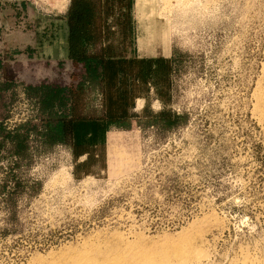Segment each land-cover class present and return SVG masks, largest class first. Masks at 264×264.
Returning <instances> with one entry per match:
<instances>
[{
    "label": "rangeland",
    "instance_id": "obj_1",
    "mask_svg": "<svg viewBox=\"0 0 264 264\" xmlns=\"http://www.w3.org/2000/svg\"><path fill=\"white\" fill-rule=\"evenodd\" d=\"M15 1L3 6L19 28L2 34L17 48L25 29L42 32L34 9L54 4ZM139 9V36L157 31L153 56L172 59L168 100L149 92V110L171 121L109 124L87 174L41 122L69 114L71 64L38 50L1 67L13 90L0 92V264H264V0ZM100 102L87 92L77 111L98 116ZM26 120L36 128L4 139Z\"/></svg>",
    "mask_w": 264,
    "mask_h": 264
},
{
    "label": "trees",
    "instance_id": "obj_2",
    "mask_svg": "<svg viewBox=\"0 0 264 264\" xmlns=\"http://www.w3.org/2000/svg\"><path fill=\"white\" fill-rule=\"evenodd\" d=\"M123 0H70L67 10L66 43L68 59L72 66L71 80L67 92L69 94V117L41 120L51 141L56 144L68 143L74 159V174L83 171L88 173L89 167L98 163L102 157V146L106 141L107 126L127 121L149 120L170 122L171 115L162 111L152 116L149 110V92L155 90V98L165 101L162 88H168L172 72L171 62L164 58L137 59L127 58L126 52L132 44L131 21L128 13H116ZM125 2V1H124ZM28 58L32 54L24 53ZM18 55L14 54L10 57ZM83 71L78 79L77 66ZM2 63L0 60V70ZM13 83L1 80L0 92L8 88L11 92ZM25 91L31 90L25 87ZM100 94V111L98 116L88 117L78 113L82 96L87 92ZM136 97H142L145 105L141 113L133 111ZM168 100V97H167ZM35 129L31 123L20 124L5 138H19L20 131L26 128ZM0 121V132L4 131ZM20 133V134H19ZM24 132L22 135H26ZM27 140V139H26ZM21 141V140H20ZM25 140L22 139V142ZM22 147L24 148V144ZM99 151V153H98ZM84 158L79 161L80 158ZM79 161V162H78ZM14 186L16 179L11 175Z\"/></svg>",
    "mask_w": 264,
    "mask_h": 264
},
{
    "label": "crops",
    "instance_id": "obj_3",
    "mask_svg": "<svg viewBox=\"0 0 264 264\" xmlns=\"http://www.w3.org/2000/svg\"><path fill=\"white\" fill-rule=\"evenodd\" d=\"M14 0H0V10L3 12V15H6V25L8 28L7 34L15 33L19 26H15L13 20V12L10 6H5L3 3H13ZM18 1V0H16ZM15 1V2H16ZM23 2V0H20ZM125 1V2H124ZM144 0H123V2L117 7L116 13H128L131 21V37L132 44L126 52L127 58H137V59H155V58H164L169 60L172 63V59L169 56L165 55H155L156 50L158 49L159 41L157 31H153L151 34L152 42L150 44L144 43V37L139 36L138 32V12L140 10L141 4ZM70 0H53L54 7L45 8V10L38 11L34 9L35 12L32 14L33 19L30 23H33L34 30L42 29V32L38 31L39 35L30 33V30L26 32L22 31L18 42V47H13V44H10L9 41H6L2 34V41L0 42V55L8 56L18 54V53H29L36 57L38 50L45 58L51 59H68L67 53V43H66V21H67V10ZM126 3H128L129 10L126 11ZM146 3V2H145ZM44 9V8H43ZM12 16V17H11ZM30 25V24H29ZM29 27V26H28ZM21 28V27H20ZM34 43V45H33ZM146 46V47H144ZM50 53V55L48 53ZM41 56V57H43ZM14 57V56H13ZM67 61V60H66ZM68 62V61H67ZM152 93V91H151ZM145 100L142 97H136L133 103V111L135 113H141L143 103ZM143 106V107H142ZM71 111L68 115L64 117H69ZM142 121V120H138Z\"/></svg>",
    "mask_w": 264,
    "mask_h": 264
},
{
    "label": "built area",
    "instance_id": "obj_4",
    "mask_svg": "<svg viewBox=\"0 0 264 264\" xmlns=\"http://www.w3.org/2000/svg\"><path fill=\"white\" fill-rule=\"evenodd\" d=\"M17 9L19 8V4H17ZM1 13H2V11L0 10V15H1ZM3 31H5L6 33H7V31H8V28H7V25H6V23H4V22H0V42L2 41V32ZM15 58L16 57H8V56H3V55H0V60H1V63H2V69H5V68H9V66H11V64H13L14 63V61H16L15 60ZM29 62H31V61H29ZM37 62H39V63H37ZM37 65L39 64V65H41V64H43L44 62L43 61H40V60H38V61H36L35 62ZM73 70V69H72ZM76 72H78V74H79V76H78V79H77V81L78 80H80L81 78V76L82 75H84V71H83V68H82V66L81 65H78L77 66V69H76ZM72 74V73H71ZM3 75L4 76H6L4 73H3ZM69 81H70V83L72 84L73 83V80H71V75H70V79H69ZM25 123H31V124H33L32 123V121L31 120H26L25 122H22V123H20V124H25ZM20 124H15L14 126H12L13 128H12V130L11 131H13L15 128H17L18 126H20ZM3 127L5 128V130H7V127H5V123L3 122ZM7 131H9V130H7ZM5 175H7V172H6V174Z\"/></svg>",
    "mask_w": 264,
    "mask_h": 264
}]
</instances>
